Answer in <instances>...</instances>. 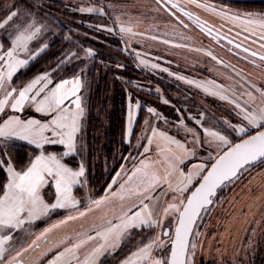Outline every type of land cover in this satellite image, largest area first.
I'll return each instance as SVG.
<instances>
[{
	"label": "rangeland",
	"instance_id": "1",
	"mask_svg": "<svg viewBox=\"0 0 264 264\" xmlns=\"http://www.w3.org/2000/svg\"><path fill=\"white\" fill-rule=\"evenodd\" d=\"M52 1L66 4L70 8L75 9V12L80 17L78 21L83 26L92 30L97 29L109 32L120 37L124 53L130 55L135 66L142 71V75L138 78L123 79L118 77L113 82V90L117 94L119 93L123 107L122 140L127 144L131 143L130 149L132 151L131 154L127 155L117 171L120 173V176L117 177L118 183L113 186V190H117L119 184L128 181L129 175H131V172L135 168L143 167L141 161H145L146 164L157 162L150 164L149 170L163 175L168 170V164L165 159L168 155L167 149L177 150V146L170 144L167 137L179 140L191 148L194 142L192 134L187 129H193L203 136L205 135L203 131L205 128L211 131H223L224 127H226V121L232 123L240 121L241 116L237 115L240 109H237L230 101L235 100L242 107H248L249 110H251L253 104H260V91L258 89L264 90V70L251 69L243 63L233 62L231 55L226 54L223 50L211 48V45L204 42L197 32L192 29L188 30L175 23L163 11V7L153 0ZM176 1L181 3L187 10L196 13L198 17L220 27L223 31L232 32L250 43H259L257 44L258 48H256L264 52V44L262 42H255L248 35L246 36L239 31V29H242L264 37V28L259 24L249 25L245 23L249 19H261L259 16L239 14L235 6L228 2L215 3L211 0ZM11 6L10 1H1L0 12H7ZM82 9L85 11H82ZM86 9H93V11L89 12ZM235 17H240V19H235ZM37 19L40 24L45 25V29L40 37L30 44L29 53H18L20 59L27 60L28 62L16 69L10 84L11 87L21 88L36 77L47 74L48 78L52 81L48 85V90H51L62 80L71 82L79 79L80 89L76 95L80 98L83 115L79 121L80 130L76 133V151L64 157V161L75 170H78V166L81 163L85 167V176L80 178V184L72 186L71 193L73 197L81 201L79 207L82 209L92 199L89 180L95 172L93 160H89L87 164L79 156L81 146L80 134L86 115L87 70L90 63L89 58L93 50L91 49L89 53V48H85L81 56V62L78 59L70 60L68 57H65L61 61L63 65L60 70L66 69V72L60 77H53L55 67L35 73L26 77L21 82L19 76L22 71L37 60L52 44L58 42L54 35L51 37V42L47 39L48 34H52L54 30L53 23ZM55 19L59 22L56 17ZM64 27L70 28L67 25H64ZM122 27L131 29V31H121ZM8 31H11V29L9 28L7 31L0 29V42L2 38L7 36ZM44 45H47V47H44ZM31 53L36 54L31 55ZM242 67L243 72H240L238 69H242ZM164 69L168 71H164ZM244 69L250 70V72ZM7 70L6 65L0 67V73H6ZM145 74L156 78L160 77L162 80H158L159 78H157V83L152 84L145 77ZM123 80L128 85L122 84ZM190 80L194 81V83L189 84L188 81ZM169 82L172 85H179L180 83L182 90L186 92L185 101L187 98H196L198 105L203 106L208 111H212L215 104H218L222 110L230 112L231 115H222L221 110L219 111L221 114L218 116V120L222 126H209L203 124V120H199L200 124H197L196 118L188 112L189 108L184 103L179 104L178 102L172 103L170 101L168 96L176 100L173 96L174 92L166 94L163 91L162 87H167L165 83ZM198 84L202 85V87H197ZM130 86L132 90H129ZM39 87L38 85L37 88ZM205 87L208 91H205ZM71 88L72 83L65 85V90H70ZM214 91H222L229 99L222 100L219 96L212 95ZM191 92L195 93V95L197 94V96H194ZM149 93L159 94V96L152 98L147 96ZM44 94H47V90ZM252 97L256 98L254 102L252 101ZM0 98H3L2 92H0ZM42 98L43 96L38 99ZM75 98V96H70L65 101V106L74 110ZM149 109H153L154 111L149 112ZM6 112L9 115H19L22 119H50V117L36 112L35 107L30 103L25 104L23 112H13L11 108H7ZM130 112L131 122L129 118ZM140 116V124L136 125ZM152 129L156 130L155 136H153ZM161 133L165 135L162 136L160 135ZM46 134L50 135V133ZM149 137L152 138L153 143L150 146L151 150L145 152L144 146L148 145L147 138ZM11 143L12 146L9 147L8 153L14 160L27 161L35 150L34 145H29L25 141H13ZM157 146L165 151L161 153L158 151ZM45 150L46 152L62 153L66 151V147L59 144H50L45 145ZM216 156L217 151L215 150V146L207 150H202L197 146L196 155L189 156L180 167L185 173H188L192 171L193 165H207L214 160L210 159V157ZM67 159H71V162H68ZM73 160H75V163ZM184 165H187V167ZM4 174V183H6V173L4 172ZM172 179L173 187H176L175 177ZM197 179L199 177H196L193 183ZM239 180L234 183L229 193L220 198L206 224L201 229L194 250V257L198 261L200 260L202 264H253L257 262L261 263L264 258L263 252L260 253L259 250L261 248L264 251V164L259 168L253 169L245 176L244 180ZM137 183L136 178H133L132 181L126 184V187L135 188ZM52 191L47 188L44 190L45 199L52 197ZM165 193L168 194L165 195ZM2 195L3 191L0 196ZM149 195L151 199H145L144 203L149 205V210L153 211L152 219H158L161 227L153 225L151 227L143 226L127 229L116 247L114 249L110 248L99 258L98 264H123L125 260H131L133 264H143L132 253L136 252L139 247H143L144 244L149 243L156 235H160L167 245V241L171 236L169 234L166 237L163 235V232H172L177 216L176 214H170L167 218H164L162 210L168 203L174 202V197L179 196V193L170 192L167 186L164 185ZM132 200H135V197H132L131 200L127 198L121 200L119 197L111 198L104 206L86 216L53 229L47 234L46 239L39 241V247L30 248L22 255L21 259H24V264H39L41 253L58 242L64 241L63 247H68L70 243L76 242V233L88 232L89 235L94 236L95 232L93 228L99 225L102 219H111L113 224H119L122 206L123 211L129 212V215L141 211L142 206L137 203L133 207ZM68 211L70 210H56L50 213L47 218H42L43 222L36 221L33 224L25 225L13 233V240L6 246L9 247L10 251L13 249L19 250L20 247H27L32 239L35 238V234H38L43 228L63 218ZM4 234L0 233V235ZM131 238H134L132 241L136 243L133 246L129 244ZM102 242L97 237L78 250L77 255L80 260L83 262L92 248L97 243ZM55 250L53 249V251ZM60 250H63V248ZM159 250H163L164 256L168 253V248H153L152 255L154 258L157 256ZM12 254L14 255L15 252L12 251ZM114 255H118L120 258L122 256V258L116 261ZM50 258L51 254L43 260V264H47V259ZM73 264H75L74 261Z\"/></svg>",
	"mask_w": 264,
	"mask_h": 264
},
{
	"label": "snow or ice",
	"instance_id": "2",
	"mask_svg": "<svg viewBox=\"0 0 264 264\" xmlns=\"http://www.w3.org/2000/svg\"><path fill=\"white\" fill-rule=\"evenodd\" d=\"M82 11H85L82 9ZM93 11V9H86ZM188 15V13H185ZM251 16L252 14H247ZM240 19V17H235ZM246 24H259L264 28V18L249 19ZM8 34L0 42V67L6 65L7 72L0 73V92L3 98H0V171L6 173V183H0V190L3 195L0 196V264H23L22 255L30 248L39 247V241L46 239L47 234L53 229L66 225L87 214L104 206L113 197L119 199L132 200V206L137 203L142 206L141 211L129 212L123 211L119 217L120 223L113 224L111 219H102L99 225L94 226L95 235H89L88 232L76 233L75 243L63 247L64 241L58 242L51 248L41 253L39 264H43L49 254L51 258L47 259V264H98V260L110 248L114 249L120 241L123 234L129 228L143 226L161 227L160 221L153 220V211L149 210V205L145 204V199H151L149 195L156 189L167 186L170 192L179 193L174 197V202H170L163 208V216L167 218L170 214H176L177 223L174 232V239L169 238L167 245L160 235L154 236L149 243L139 247L132 253L138 261L143 264H193L188 259L189 248L195 249L196 245L189 240V235L193 231V225L200 212L206 206L212 204V197L215 195L218 187L225 181H229L238 176L241 169L252 165L257 161H264V90L260 91V104L251 107H242L235 100L230 101L237 109H240L237 115L241 116L238 123L226 121V127L223 131H211L205 128L201 135L193 129H187L192 134L193 147L189 148L179 140L167 137L170 144H175L177 150L167 149L168 155L165 157L168 170L163 175L155 171H150V164L141 161L143 167H137L128 177V181L119 184L117 190L113 186L117 185V172L111 183L108 184L105 194L97 199H90L81 209V201L72 196V186L80 184V178L85 176V167L81 163L78 170H75L64 161V157L76 151V133L79 129V121L83 115L81 101L76 93L80 89V81L62 80L54 88L48 90V85L52 81L47 74L33 79L31 82L21 88L11 87L13 73L20 65L28 61L20 59L18 53H29L30 44L36 41L45 29V25L40 24L33 11L20 13L19 9L13 4L2 19H0V29H4ZM121 31H131V29L121 28ZM264 39V37H261ZM7 43V47H5ZM47 47V45H44ZM239 47V45H237ZM248 51V49H244ZM89 53L91 49L88 50ZM36 53H31L35 55ZM209 55H211L209 53ZM253 56L257 54L252 53ZM260 59L264 61V56ZM164 71H168L164 69ZM72 83L70 90H65V85ZM189 84L194 81H188ZM40 86L37 88V86ZM202 87V85H197ZM255 87V85H253ZM222 88V86H221ZM47 90V94L44 93ZM205 91L208 89L205 87ZM30 93H33L30 95ZM212 95H217L222 100H228V96L222 91H214ZM251 95V94H249ZM43 96L42 99H38ZM70 96H75V109L65 106V101ZM252 97V101H255ZM30 103L35 107V111L50 117V119L39 120L34 118H21L19 115H9L7 108L13 112H23L25 104ZM247 103V102H245ZM154 111L149 109V112ZM131 122V112L129 113ZM200 124V121H196ZM153 136L156 130L152 129ZM46 133H50L47 135ZM160 135H165L161 133ZM231 137V138H230ZM148 139V145L145 152L151 150L153 140ZM13 141H25L29 145H34L35 150L27 159L14 160L8 153L9 147ZM59 144L66 147L62 153L46 152L45 145ZM197 146L202 150H207L215 146L216 157H210L215 162L210 167L206 164H196L192 166V171L185 173L180 167L189 156H195ZM207 146V147H205ZM158 151L163 153L165 150L157 146ZM222 153V154H220ZM187 167V165H184ZM123 167V166H122ZM19 169V170H18ZM173 177H175L176 187H173ZM196 177L195 183L193 180ZM133 178L137 180L135 188L126 187ZM52 191V197L45 199V189ZM190 193V195H187ZM168 193H165L167 195ZM56 210H70L63 218L43 228L27 247H20L19 250H11L6 245L13 240V233L23 228L27 224H33L36 221L43 222L42 218H47L50 213ZM164 236H169L168 232H163ZM99 237L103 242L97 243L88 253L82 262L77 255V251L85 247L90 241ZM168 247L170 256L165 255L160 258H154L153 248ZM63 248V250H60ZM53 249H56L53 251ZM12 251L15 254H12ZM194 257V252L192 253ZM123 264H133L131 260H125Z\"/></svg>",
	"mask_w": 264,
	"mask_h": 264
},
{
	"label": "trees",
	"instance_id": "3",
	"mask_svg": "<svg viewBox=\"0 0 264 264\" xmlns=\"http://www.w3.org/2000/svg\"><path fill=\"white\" fill-rule=\"evenodd\" d=\"M1 1L4 0H0V3ZM8 1H10L12 5L15 4L21 14L25 11H33L40 20L53 23L54 30L52 34H48L47 39L51 42V37L54 35L58 41L56 44H52L37 60L22 71L19 76L21 82L26 79V77L35 73L55 67L53 77H60L66 72V69L60 70L63 65L61 61L64 60L65 57H68L70 60L78 59L81 62V56L85 48L93 50L89 58L90 63L87 70L88 91L85 95L86 115L80 134L81 146L79 156L84 160V163L88 164L91 159L94 162L95 172L89 180V184L91 186V198L97 199L105 194L108 184L112 181L125 158L132 153L130 149L131 143L127 144L122 140L123 107L119 93L117 94L113 90V82L118 77L123 79L138 78L142 75V71L135 66L130 55L124 53L125 51L122 49L120 37L109 32H103L97 29L92 30L83 26L78 21L80 17L75 12V9L70 8L68 5L52 0ZM240 3L259 4L260 2ZM6 13V11L0 12V19H2ZM55 17L59 22H57ZM64 25L70 28H65ZM1 42H3V38ZM6 45L7 43H5V46ZM145 77L148 78L152 84L157 83V78H159L158 80H162L160 77L156 78L149 74H145ZM122 84L128 85L125 80H123ZM165 84L167 87L162 88L166 94H168V92L175 93L173 96L176 100L168 96L172 103H184L187 108H189L188 112L191 113L196 120H200L199 118L201 117L203 124L209 126H222L218 120V116L221 114V112H218L221 110L218 104H215L212 111L205 110L204 107L203 112L202 107H199L201 111L199 109L195 110L193 103L196 99L187 98L185 101L184 97L186 92L182 90L181 87L177 84L172 85L171 82ZM129 90H132L131 86ZM147 96L157 98L159 94L149 93ZM181 112L183 111L181 110ZM140 119L141 116L136 125L140 124ZM67 161L71 162V159H67ZM73 162L75 163V160H73ZM210 164L211 162L207 165L209 166ZM262 164H264V161L249 169L242 175L239 181L244 180L245 176L253 169L261 167ZM4 181L5 174L3 171H0V183H4ZM231 187L229 186L228 189L221 194L220 198L229 193ZM1 192L2 190H0V194ZM220 198H218V201ZM218 201L216 202L218 203ZM210 214L204 219L203 226L209 219ZM132 239L134 238L130 239L129 244L133 246L136 243L135 241L133 242ZM259 250L260 253L263 252L264 254L261 248ZM121 258L118 255H114L116 261H119ZM263 260L261 263L257 262L253 264H263ZM199 262L200 260L198 261L195 257L193 258V264H202V262Z\"/></svg>",
	"mask_w": 264,
	"mask_h": 264
},
{
	"label": "flooded vegetation",
	"instance_id": "4",
	"mask_svg": "<svg viewBox=\"0 0 264 264\" xmlns=\"http://www.w3.org/2000/svg\"><path fill=\"white\" fill-rule=\"evenodd\" d=\"M153 1L158 3L159 6H162L163 11L166 12L174 20L175 23L187 28L188 30L192 29L195 32H197L202 37V40L204 42L208 43V45H211V48L220 49L221 51L223 50L226 54L231 55L233 58L232 60L233 62L243 63L251 69L257 68L260 70H264V61L260 59L261 56H264V52L257 49L258 48L257 44L259 43L253 44L241 38L240 36L235 35L232 32L223 31L220 27H217L216 25L209 23L205 19L198 17L196 13L187 10L181 3H178L176 0H153ZM213 2L226 3L224 1H213ZM228 3L235 6L236 11L239 14L246 15L251 13L252 14L251 16H259V18H264V2H260L259 4L256 3L243 4L240 2H228ZM185 13H188V15H185ZM239 31L240 33H243L246 36L248 35L255 42H262V44H264V39H261L259 35H255L254 33H251L249 31H244L242 29L241 30L239 29ZM237 45H239V47H237ZM244 49H248V51H245ZM253 52H255L257 55L253 56L252 55ZM238 70L240 72H243V67L242 69H238ZM245 71L250 72V70H245ZM255 72H257V70H255ZM178 86H180V83ZM193 94L194 96H197V94L196 95L195 93ZM193 107H195V110L199 109L200 111L201 109L199 107H202V112H203V106L198 105L197 100L193 103ZM221 112L222 115L223 114L231 115L230 112L224 111L222 109ZM199 119L201 120V117Z\"/></svg>",
	"mask_w": 264,
	"mask_h": 264
},
{
	"label": "water",
	"instance_id": "5",
	"mask_svg": "<svg viewBox=\"0 0 264 264\" xmlns=\"http://www.w3.org/2000/svg\"><path fill=\"white\" fill-rule=\"evenodd\" d=\"M212 1H224V2H264V0H212ZM220 154H222V153H220ZM214 162H215V160H213L211 163H214ZM260 162H262V161H257V162H255L252 165H249V166L244 167L243 169H241V171H240V173L238 174L237 177H235V178H233V179H231L229 181H225L222 185H220L218 187L215 195L212 197V201H213L212 204L206 206V208L200 212L198 218L196 219V221H195V223L193 225V231L189 235V240H190V242L192 244H195V245L197 244V240L199 238L201 229L203 227V223H204L203 221L206 218V216L213 211V209H214V207L216 206V203H217L216 201H218V198H220L221 194H223L224 191L226 189H228L229 186L231 187L237 180H239L242 177V175H244L249 169H251L252 167L258 165ZM210 165H209V167H210ZM200 179H202V177H200ZM188 195H190V193H188ZM176 223H177V219H176V222H175V225H174V228H173L172 232L169 233V231H167L170 234V236H171L172 239H174V232H175ZM165 248H168V247H165ZM194 250L195 249H192L191 247L189 248L188 259L190 261H192V262H193V258H194L193 255H192V253L194 252ZM167 255L170 256V250H169V248H168ZM162 256H164L163 250H159V252L157 253V256L155 258H160ZM22 261H23V264H24V259H22ZM263 264H264V260H263Z\"/></svg>",
	"mask_w": 264,
	"mask_h": 264
}]
</instances>
